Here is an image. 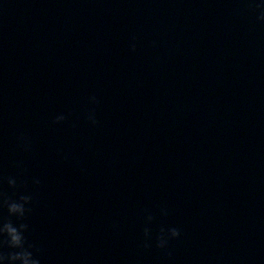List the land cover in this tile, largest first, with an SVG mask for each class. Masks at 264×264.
Returning <instances> with one entry per match:
<instances>
[{
  "label": "water",
  "instance_id": "obj_1",
  "mask_svg": "<svg viewBox=\"0 0 264 264\" xmlns=\"http://www.w3.org/2000/svg\"><path fill=\"white\" fill-rule=\"evenodd\" d=\"M247 3L0 0V192L33 196L41 264H264V22ZM161 227L181 232L167 250Z\"/></svg>",
  "mask_w": 264,
  "mask_h": 264
},
{
  "label": "clouds",
  "instance_id": "obj_2",
  "mask_svg": "<svg viewBox=\"0 0 264 264\" xmlns=\"http://www.w3.org/2000/svg\"><path fill=\"white\" fill-rule=\"evenodd\" d=\"M248 9L257 14V20L264 22V3L259 0H248ZM135 50V45L132 46ZM91 100L95 102V97ZM66 117L61 114L58 115L54 123L64 121ZM89 121L95 125L98 121L95 118L94 112L88 115ZM20 146L25 151H31L30 138L21 135L19 137ZM33 183L39 185L41 183L39 178H33ZM7 184L9 187L17 188V179L15 177H8ZM33 196L27 193H18L15 198L7 195L5 192H0V208H6L8 218L0 219V264H41L40 258L34 254V245L30 244L25 235L29 230L28 223L24 222L27 215L31 212V204ZM162 214L167 215V211L162 209ZM12 217L16 218L14 222ZM154 219L152 215L147 216V221L151 222ZM145 242L143 247H151L152 234L149 228H144ZM181 235L180 229L176 227L164 228L161 227L159 233L155 236L156 247L162 250H167L171 240L179 238ZM10 249L11 251H3V249ZM170 254V253H169Z\"/></svg>",
  "mask_w": 264,
  "mask_h": 264
}]
</instances>
